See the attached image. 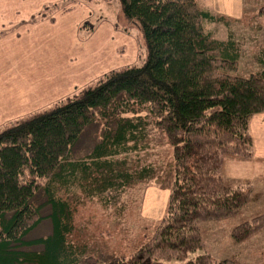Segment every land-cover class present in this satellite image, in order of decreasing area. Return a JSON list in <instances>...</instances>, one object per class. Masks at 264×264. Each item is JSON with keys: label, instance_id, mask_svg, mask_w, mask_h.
Segmentation results:
<instances>
[{"label": "trees", "instance_id": "obj_1", "mask_svg": "<svg viewBox=\"0 0 264 264\" xmlns=\"http://www.w3.org/2000/svg\"><path fill=\"white\" fill-rule=\"evenodd\" d=\"M115 1L140 31V61L0 125V264H239L207 251L203 224L237 214L254 199L251 186L229 184L221 174L227 155L253 158L249 121L264 112V49L257 70L238 74L242 49L234 31L217 38L205 27H228V19L198 0ZM88 24L84 19L80 27ZM92 125L98 135L76 154ZM151 130L171 151L164 212L128 252L96 249L78 236L75 213L93 199L114 205L128 188L159 176L155 164L139 157ZM261 216L233 225L232 239ZM43 221L48 230L30 237Z\"/></svg>", "mask_w": 264, "mask_h": 264}, {"label": "rangeland", "instance_id": "obj_2", "mask_svg": "<svg viewBox=\"0 0 264 264\" xmlns=\"http://www.w3.org/2000/svg\"><path fill=\"white\" fill-rule=\"evenodd\" d=\"M198 1L200 6L228 19V27L222 22H206L205 27L217 38H224L228 28L234 31L236 41L242 49L237 73L247 75L257 70L259 65L256 56L261 49H264V14L262 12L264 0ZM54 4L58 6L55 9L52 7ZM28 5L30 7L28 10L12 11L10 19L16 24L12 26L7 24V28H18L17 33L19 32L21 36L35 35L39 31L43 33L44 40H49L50 44L55 38L66 34V41L69 40L74 30L75 48L71 54L69 52V60L77 71L91 59L92 74L89 82L110 69L138 63L139 57L144 55V51L136 41V35L140 34L139 29L127 22L115 0L93 3L84 0H74V2L28 0ZM40 12H46L47 16L54 20L51 22L48 17L41 18L40 15L38 16ZM34 15L38 17L35 22H31ZM3 18L0 15V20H4ZM84 19H89L93 26L88 24L81 28ZM67 20L70 23H67ZM47 56L45 57L49 64L54 65L55 68L59 67L56 69L57 72L64 70L63 58L58 50L53 49L50 56L48 58ZM81 86L83 84L78 85L73 92ZM64 97L56 98L54 101L49 99L43 103L42 108H47ZM37 109L30 110L28 113ZM98 130L99 126L92 125L84 131L74 147L76 154H82L88 150L92 138L98 135ZM149 144L145 151L139 153V157L142 161L153 163L159 168L157 178L128 188L114 205L103 207L97 199H93L85 201L78 207L74 216L77 234L88 240L92 247L102 248L104 252L126 253L133 246L132 244L150 233L156 220L162 216L169 190L166 186V188L163 187L165 182L168 183L167 177H169L165 167L167 160H170L168 157L171 151L164 137L153 130L149 136ZM221 176L229 184L245 185L247 183V186H251L252 189L250 195L255 196L241 212L230 217L205 222L203 224L206 227L204 247L216 258L233 256L239 264H264L263 216L256 219L246 233L236 231L238 240H233L230 236L233 225L264 212V160L254 158L242 160L227 155ZM44 210L47 211V208L44 207ZM47 230L48 223L43 221L30 234V237L44 234Z\"/></svg>", "mask_w": 264, "mask_h": 264}, {"label": "crops", "instance_id": "obj_3", "mask_svg": "<svg viewBox=\"0 0 264 264\" xmlns=\"http://www.w3.org/2000/svg\"><path fill=\"white\" fill-rule=\"evenodd\" d=\"M29 8L28 0H0V15L4 17V20H0V29H7L0 35V125L26 115L30 110L41 109L45 101L54 96L52 101L64 97L78 85L91 80V59L77 71L69 60L68 54L75 48L74 30L69 40L66 41V34L55 38L50 44L39 31L35 35L21 36L17 33L18 28H7V24H16L10 19L12 11ZM66 22L70 23L69 20ZM53 49L58 50L63 58L64 70L60 72L56 70L59 67L49 64L45 57L48 55V58ZM249 130L253 158L264 160V112L251 117Z\"/></svg>", "mask_w": 264, "mask_h": 264}]
</instances>
